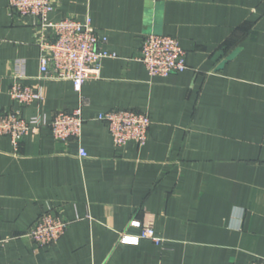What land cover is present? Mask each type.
<instances>
[{"label":"crops","instance_id":"obj_1","mask_svg":"<svg viewBox=\"0 0 264 264\" xmlns=\"http://www.w3.org/2000/svg\"><path fill=\"white\" fill-rule=\"evenodd\" d=\"M50 15L91 17L105 47L80 142L42 127L15 153L0 135V264H252L264 254V0H57ZM177 37L188 69L151 77L137 59L148 33ZM0 0V116L20 61L44 99L25 117L72 111V81L41 79L40 43L52 37ZM116 108L147 112L144 146L114 145L98 119ZM83 146L88 156L79 154ZM57 210L70 222L37 248L36 219ZM152 225L161 244L120 241Z\"/></svg>","mask_w":264,"mask_h":264},{"label":"built area","instance_id":"obj_2","mask_svg":"<svg viewBox=\"0 0 264 264\" xmlns=\"http://www.w3.org/2000/svg\"><path fill=\"white\" fill-rule=\"evenodd\" d=\"M57 4V0H8L11 11L21 16L33 17L41 28L52 29V37L40 43L39 77L70 80L79 97L78 105L72 111H57L51 118L39 112L25 117L23 110L39 104L44 95L41 87L24 82V62L20 61L9 89L14 106L0 116V135L10 138L15 153L20 151L27 136L42 127H50L56 140L68 142L74 139L80 142L85 123L83 110L89 104L82 94L83 86L88 79L99 75L104 59L117 56L105 47L108 37L98 35L91 17L85 20L75 17L51 20L50 15ZM137 59L144 63L151 77H167L188 69L187 53L180 40L166 34L152 32L144 35ZM98 119L107 123L113 143L117 147L129 142L144 146L152 123L147 112L125 108L101 113ZM79 154L82 158L88 156L83 146H80ZM69 224L59 211L48 210L36 219L29 235L37 248L48 247L59 241L68 230ZM130 226L140 228V233L133 235L122 232L121 242L136 244L141 239H152L161 244L163 239L156 235L152 225L133 219ZM6 241L7 239L0 237V252ZM252 264H264V254Z\"/></svg>","mask_w":264,"mask_h":264}]
</instances>
